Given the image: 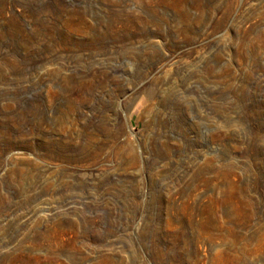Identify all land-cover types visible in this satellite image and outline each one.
Wrapping results in <instances>:
<instances>
[{
	"label": "rangeland",
	"instance_id": "374dc122",
	"mask_svg": "<svg viewBox=\"0 0 264 264\" xmlns=\"http://www.w3.org/2000/svg\"><path fill=\"white\" fill-rule=\"evenodd\" d=\"M0 60V264H264V0H0Z\"/></svg>",
	"mask_w": 264,
	"mask_h": 264
},
{
	"label": "built area",
	"instance_id": "2783aa9c",
	"mask_svg": "<svg viewBox=\"0 0 264 264\" xmlns=\"http://www.w3.org/2000/svg\"><path fill=\"white\" fill-rule=\"evenodd\" d=\"M30 6L29 4H26L25 2H14V3H10L8 5V9L6 11V19L7 20H15L18 22H22L24 27L28 30L31 31V24L29 23V19L27 18L28 14H30ZM32 13V12H31ZM31 38H35V35H32ZM6 39L8 40V36L6 37ZM3 55L6 54H13V56H16L17 58L20 56H22L24 53V50H17L16 52L14 51L13 47H3ZM2 60H0L1 63ZM11 71V70H10ZM11 75V73H10ZM9 80V79H8ZM6 80L4 78L0 77V88H4V86H6L8 83L5 82ZM26 99H24V96H19L18 98H12V97H8L7 95H0V102H8V101H16V102H20V101H24Z\"/></svg>",
	"mask_w": 264,
	"mask_h": 264
}]
</instances>
